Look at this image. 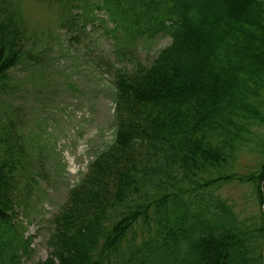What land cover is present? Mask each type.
I'll return each mask as SVG.
<instances>
[{"label":"trees","instance_id":"obj_1","mask_svg":"<svg viewBox=\"0 0 264 264\" xmlns=\"http://www.w3.org/2000/svg\"><path fill=\"white\" fill-rule=\"evenodd\" d=\"M43 1L69 29L104 10L121 58L143 38L171 42L150 65L115 67L114 141L49 220V256L34 264H264V0ZM16 2L0 0V92L38 57ZM25 154L0 117V264L31 255L15 224L32 191ZM250 154L261 160L240 173ZM232 184L259 213L216 194Z\"/></svg>","mask_w":264,"mask_h":264},{"label":"rangeland","instance_id":"obj_2","mask_svg":"<svg viewBox=\"0 0 264 264\" xmlns=\"http://www.w3.org/2000/svg\"><path fill=\"white\" fill-rule=\"evenodd\" d=\"M16 5L32 36L29 48H36L38 57L11 73L9 87L0 92V117L20 131L32 173L22 176L32 191L16 209L15 224L25 239L32 237L24 262L34 264L49 256V220L91 161L114 141L115 67L136 61L150 65L171 37L143 38L121 58L109 32L114 23L104 10L95 9L69 29L62 25L61 7L43 0ZM260 132L264 135V128ZM260 160L246 155L238 171L246 173ZM216 194L234 203L243 218L259 213L247 185H224Z\"/></svg>","mask_w":264,"mask_h":264}]
</instances>
